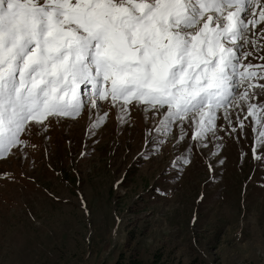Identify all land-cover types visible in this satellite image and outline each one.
<instances>
[{"label": "rangeland", "instance_id": "374dc122", "mask_svg": "<svg viewBox=\"0 0 264 264\" xmlns=\"http://www.w3.org/2000/svg\"><path fill=\"white\" fill-rule=\"evenodd\" d=\"M143 108L87 98L46 134L30 124L0 162V264H264V112L256 125L244 105L221 109L197 140L194 120L169 131L166 109Z\"/></svg>", "mask_w": 264, "mask_h": 264}, {"label": "snow or ice", "instance_id": "6c2138e0", "mask_svg": "<svg viewBox=\"0 0 264 264\" xmlns=\"http://www.w3.org/2000/svg\"><path fill=\"white\" fill-rule=\"evenodd\" d=\"M262 24L264 0H0V158L28 143L30 124L78 117L83 89L92 108L166 109L168 130L194 120L197 140L229 105L261 125L264 64H245L244 49H264Z\"/></svg>", "mask_w": 264, "mask_h": 264}, {"label": "trees", "instance_id": "16d2710c", "mask_svg": "<svg viewBox=\"0 0 264 264\" xmlns=\"http://www.w3.org/2000/svg\"><path fill=\"white\" fill-rule=\"evenodd\" d=\"M114 264H141L140 260L133 255H129L125 258L122 253L117 257ZM189 264H196L194 262H190Z\"/></svg>", "mask_w": 264, "mask_h": 264}, {"label": "bare ground", "instance_id": "6f19581e", "mask_svg": "<svg viewBox=\"0 0 264 264\" xmlns=\"http://www.w3.org/2000/svg\"><path fill=\"white\" fill-rule=\"evenodd\" d=\"M262 25H264V24H262ZM262 25H259V26L257 27V31H259L260 28H263ZM261 42H262V41H260V43H261ZM244 50H245V51H249V49H248L247 46L245 47ZM248 62H249V60H248V58H247V60H245L244 63L247 64ZM254 63H255V62H254ZM254 63H253V64H254ZM99 102H103V101H99ZM99 102H98V103H99ZM132 104H134V102H133ZM129 105H130V104H129ZM141 106H143V105H141ZM230 106H231V105H229L228 108H230ZM148 112H149V111H148ZM159 114H160V113H159ZM217 114H218V113H217ZM80 116H81V115H79L78 117H80ZM217 116H218V115H217ZM50 118H52V117H49L47 120L44 121V125H45V126H47V121H48ZM76 118H77V117H76ZM76 118H74V119H76ZM67 119H68V118H67ZM74 119H73V120H74ZM216 121H218V119H217ZM172 123H176V121H174V122H172ZM172 123H171V124H172ZM170 126H171V125H170ZM170 129H171V128H170ZM174 129H175V128H174ZM169 131H170V130H169ZM11 152H12V151H11ZM8 157H9V154L7 155L6 159L0 160V162H3L4 160H7Z\"/></svg>", "mask_w": 264, "mask_h": 264}]
</instances>
